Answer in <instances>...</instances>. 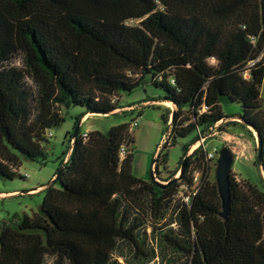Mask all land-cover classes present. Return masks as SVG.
<instances>
[{"label":"trees","instance_id":"1","mask_svg":"<svg viewBox=\"0 0 264 264\" xmlns=\"http://www.w3.org/2000/svg\"><path fill=\"white\" fill-rule=\"evenodd\" d=\"M19 51L23 66L8 64ZM148 76L165 91L154 100L175 107L157 166L177 137L229 117L224 97L241 103L264 156V0H0V175H16L17 150L46 158L60 107L85 108L41 209L1 227L0 264H125L113 259L122 241L141 264H264V188L232 173L224 218L202 147L164 185L135 174L131 124L81 131V118L119 109L113 98ZM194 169L201 181L186 203L176 195Z\"/></svg>","mask_w":264,"mask_h":264},{"label":"rangeland","instance_id":"2","mask_svg":"<svg viewBox=\"0 0 264 264\" xmlns=\"http://www.w3.org/2000/svg\"><path fill=\"white\" fill-rule=\"evenodd\" d=\"M128 22L132 25H137L140 19L131 18ZM23 59V54L19 51L15 53L8 64L22 67ZM150 78V76L145 78L132 91L125 90L121 92L118 97V104L120 106L137 104L135 110H117L106 114L91 112L86 121L80 124L81 131L90 132L98 130L106 132L112 125L126 122L133 124L134 120L137 119L138 125L130 128L135 139L133 142L135 153L133 170L136 175L143 177L145 180H152L151 173L153 171L154 176H157L155 179L159 183L168 182V180L163 181V179L180 180L181 158H184L188 154L191 159L195 150L201 147L208 152L213 151L214 148H218V153L211 160L206 159L210 166L208 178L215 180L220 148L223 145L228 146L235 154L231 175L234 173V177L238 181L248 179L259 188H264V177L254 161L257 159V135H253L252 127L243 124L238 116L243 113L241 103L225 97L222 100V106L225 115L229 117L221 120L213 128H207L202 132L201 135L205 138L204 142L196 132H191L184 137H177L176 142L166 149L168 152L166 166L160 165V163L157 166L158 162L153 161V159L157 157L161 145L166 141L168 126L172 122L170 118V123L166 124L163 114L169 111V107L172 104L162 99L155 100L158 103L155 102L148 105L142 103L145 99L154 100L165 95L164 89L161 86L155 85ZM261 96L264 99V82L261 87ZM60 108V112L65 115V120L59 126L50 130L52 136L50 132L47 133L50 139L48 143H45L47 150L46 158L34 160L17 150L18 156L21 159V166L16 170V175L13 178L0 175V229L4 223L8 225L14 220L21 219L25 214L33 215V213L41 209L42 202L44 201L45 187L52 184L54 180L53 176L60 167L61 155L69 145V142L66 140V134L68 131L73 130L76 115L85 111V108L82 106H74L69 110L65 109L64 106ZM219 126H223L224 128L220 130ZM197 137L198 139L194 143H191L185 152L184 144L190 143ZM152 165L154 166V170H152ZM201 175L202 172L200 170L194 169L193 185L192 187L187 185L183 191L195 190L200 185ZM56 185L59 186V183H56ZM167 216L169 217V213ZM147 230L150 234L152 225L149 222ZM150 243L156 244L155 241ZM133 252L122 241V245L114 252L113 259H117L125 264H141V258L135 257ZM48 261L50 264L52 262L51 258ZM145 264H167V262H163L160 257L155 256Z\"/></svg>","mask_w":264,"mask_h":264},{"label":"water","instance_id":"3","mask_svg":"<svg viewBox=\"0 0 264 264\" xmlns=\"http://www.w3.org/2000/svg\"><path fill=\"white\" fill-rule=\"evenodd\" d=\"M174 115L172 114L171 120L173 119ZM79 126V124H78ZM258 137V145L256 148L257 151V159L255 160V164L259 167L262 175L264 176V166H263V153H262V147H261V140L260 137ZM219 158L217 159V169H216V175L215 180L217 182L218 188H219V195L222 200V211L221 215L222 217L226 218L228 216L229 211V205L231 200V182H230V175L232 172V165L233 160H235V154L228 146H222L219 151ZM190 159V155H185L182 162H181V174L184 171L186 162ZM152 178H154L153 171L151 173ZM155 179V178H154ZM156 180V179H155ZM166 184V183H162ZM6 226V224H3V228Z\"/></svg>","mask_w":264,"mask_h":264},{"label":"built area","instance_id":"4","mask_svg":"<svg viewBox=\"0 0 264 264\" xmlns=\"http://www.w3.org/2000/svg\"><path fill=\"white\" fill-rule=\"evenodd\" d=\"M117 99H118L117 97L113 98L114 101H116ZM116 110H117V109H116ZM169 123H170V120H169ZM136 125H138V120H137V119H135L134 122H133V124L130 125V128L133 127V126L135 127ZM170 126H171V125H170ZM170 126H168V131H167L166 139L168 138L169 133H170ZM211 128H213V127H211ZM197 134H199V135L201 136V139H202L203 142H204V139H205V138H204L203 135H201V134H202V130H201V129H198ZM50 135L52 136V133H51V132H50ZM85 135H86V134H85ZM121 153H122V155L126 154V148H125L124 145L121 147ZM216 153H218V148H214L213 151H211V152H208V151L206 150V159H207V160H211V159L214 157V155H215ZM67 157H68V156H67ZM67 157H66L65 160H67ZM153 167H154V166L152 165V170H154ZM153 175H154V172H153ZM155 177L157 178V176H154V178H155ZM193 180H194V176H193ZM187 185H188V184H186L185 182L182 183L181 186H180V190L178 191V194H177L176 196L179 197L182 201H184V202H186V203H189V202H191L193 196L196 194V192H197V190H198V186H197V188H196L195 190H187V191H183L184 189H186ZM191 187H192V186H191Z\"/></svg>","mask_w":264,"mask_h":264},{"label":"crops","instance_id":"5","mask_svg":"<svg viewBox=\"0 0 264 264\" xmlns=\"http://www.w3.org/2000/svg\"><path fill=\"white\" fill-rule=\"evenodd\" d=\"M155 102L158 103L157 101H155V100H151V99H145V100L142 101V103H143V104H146V105H148V104H153V103H155ZM168 103H170V102H168ZM136 105H137V104H134V105H124V106H122V107H119V109H117V110L125 111V110H129V109H130V111H133V110H135ZM166 106H167V105H166ZM168 107H169V106H168ZM171 108H172V109L175 108L173 104L171 105ZM117 110H115V111H117ZM115 111H114V112H115ZM89 115H91V113L85 115V116L80 120V122H79V126H80V124H82L83 122L86 121V119H87V117H88ZM70 144L72 145V141L70 142ZM70 151H71V148H70L69 152H70ZM253 157L255 158V156H253ZM263 177H264V176H263Z\"/></svg>","mask_w":264,"mask_h":264}]
</instances>
